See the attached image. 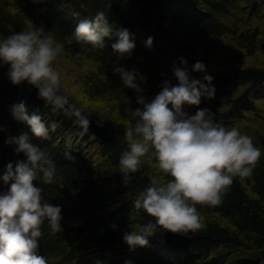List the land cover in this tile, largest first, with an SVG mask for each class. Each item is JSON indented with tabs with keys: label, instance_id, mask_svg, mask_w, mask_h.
Returning <instances> with one entry per match:
<instances>
[{
	"label": "trees",
	"instance_id": "obj_1",
	"mask_svg": "<svg viewBox=\"0 0 264 264\" xmlns=\"http://www.w3.org/2000/svg\"><path fill=\"white\" fill-rule=\"evenodd\" d=\"M11 8L30 21V27L43 26L64 43L62 57L80 81L67 93L69 102L107 125L114 135L112 142L105 141L89 128L85 131L76 116L30 99L25 82L14 84L8 65L0 64V126H6L0 127V174L9 161L27 158L16 151L17 145L5 143L10 134L31 131L11 111L12 104L23 100L30 112H40L48 123L49 137L33 134L32 140L45 148L66 182L60 188L34 181L42 186L46 200L63 206V230L53 233L47 222L41 226L38 251L48 264H97V260L125 264L128 259L134 264H264V153L251 176L234 178L222 194V203L197 204L203 226L188 233L200 235L190 253L166 248L162 227L149 237L148 245L130 248L124 232L154 219L135 207L138 193L152 176L161 181L173 177L158 169L155 157L146 156L142 166L127 176L119 168L120 154L127 147L124 129L138 119L129 108L141 105L136 90L112 71L117 59L111 47L115 38L106 37L103 48L65 40L79 18L99 10L116 26L130 28L136 34V47L120 63L136 68L149 99L165 80L179 83L177 65L191 68L204 61L214 76L216 94L202 96L199 105L187 110L194 114L198 108L211 109L216 120L237 125L264 150V0H0L4 35L26 28L15 21V14L8 16ZM149 36L154 37L151 47L145 44ZM192 74L203 76L200 71ZM7 187L0 180V191ZM73 187L78 189L75 194Z\"/></svg>",
	"mask_w": 264,
	"mask_h": 264
},
{
	"label": "clouds",
	"instance_id": "obj_2",
	"mask_svg": "<svg viewBox=\"0 0 264 264\" xmlns=\"http://www.w3.org/2000/svg\"><path fill=\"white\" fill-rule=\"evenodd\" d=\"M106 37L115 38L111 47L117 59L112 71L120 75L125 86L136 90L141 105L129 108L138 119L124 129L127 147L120 154L119 168L127 176L142 166L146 156L155 157L158 169L173 177L161 181L152 176L138 193L135 207L154 219L124 232L123 239L134 250L148 245L149 237L160 227L179 233L200 229L203 224L197 204L222 203V194L234 178L251 176L264 150L237 125L216 120L211 109L198 108L194 114L187 110V106L199 105L202 96L216 94L214 76L204 61H196L191 68L177 65L174 71L179 83L165 80L161 90L149 99L136 68L120 63L136 47V34L130 28L116 26L104 10H99L93 16L79 18L74 32L65 40L68 44L79 42L103 48ZM153 41L154 37L149 36L145 44L151 47ZM63 47L64 43L43 26H29L11 35L0 33V64L8 65V76L14 84L27 81L35 85L38 95L53 111L63 109L75 115L87 131L89 116L70 104L68 95L61 91L60 66L54 62ZM181 60L188 64L186 58ZM193 71L203 76L197 78ZM10 107L13 116L29 125L31 131L10 134L5 141L17 145L16 151L24 152L27 158L9 161L0 174V180L8 186L0 191V264H48L38 251L41 226L47 222L53 233L63 230V206L46 200L42 186L34 181L55 183L60 188L66 182L45 148L32 140L33 134L42 138L50 135L41 113L30 112L23 100ZM51 127L54 129L55 124ZM71 190L73 194L78 192L74 187ZM112 226L118 227L115 223ZM97 264L105 262L97 260ZM125 264L134 262L128 259Z\"/></svg>",
	"mask_w": 264,
	"mask_h": 264
},
{
	"label": "water",
	"instance_id": "obj_3",
	"mask_svg": "<svg viewBox=\"0 0 264 264\" xmlns=\"http://www.w3.org/2000/svg\"><path fill=\"white\" fill-rule=\"evenodd\" d=\"M27 85V95L30 99L37 100L42 104H46V100L43 97L38 95V88L35 85L24 81ZM71 104V103H70ZM51 106L50 104H46ZM74 105V104H72ZM52 107V106H51ZM78 107V106H76ZM79 108V107H78ZM81 109V108H80ZM62 113H67L63 109H60ZM83 111V110H82ZM84 112V111H83ZM85 113V112H84ZM69 114V113H67ZM86 114V113H85ZM71 115V114H70ZM90 118V124L88 128L98 137H101L105 141L112 142L114 139V135L110 131L107 125L97 122V120L91 115L87 114ZM75 116V115H74ZM162 235V244L171 251H177L180 253H190L192 251L194 241L199 238L200 235L198 234H188V233H179L173 232L170 229H163Z\"/></svg>",
	"mask_w": 264,
	"mask_h": 264
},
{
	"label": "rangeland",
	"instance_id": "obj_4",
	"mask_svg": "<svg viewBox=\"0 0 264 264\" xmlns=\"http://www.w3.org/2000/svg\"><path fill=\"white\" fill-rule=\"evenodd\" d=\"M5 10V9H4ZM9 11V15L15 14L17 19L15 21L20 22V24L22 26H26L29 27L30 26V21H28L27 19L21 17V15L16 14V10L11 8L8 10ZM12 13V14H11ZM54 63H58L60 66V71H61V81H62V88L61 91L64 92L65 94H67L71 88L72 90H74V88L78 87L80 85V81L77 79L76 74L72 72V70H70L66 64H65V60L62 57V53L60 52V54L57 57V60ZM79 88H77L78 90ZM79 94V91H77ZM85 94V93H84ZM80 95V94H79ZM88 100L95 105L99 106V103H97L95 100H92L90 98H88ZM193 235V234H192ZM177 252V251H175ZM180 253V252H179Z\"/></svg>",
	"mask_w": 264,
	"mask_h": 264
}]
</instances>
